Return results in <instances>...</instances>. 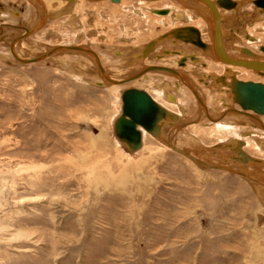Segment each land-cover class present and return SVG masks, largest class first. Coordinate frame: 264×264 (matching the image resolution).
Returning a JSON list of instances; mask_svg holds the SVG:
<instances>
[{
  "label": "rangeland",
  "instance_id": "1",
  "mask_svg": "<svg viewBox=\"0 0 264 264\" xmlns=\"http://www.w3.org/2000/svg\"><path fill=\"white\" fill-rule=\"evenodd\" d=\"M89 1L78 6L82 28L46 16L48 24L40 30L50 27L60 36L46 39L38 30L21 44L22 52L33 49L37 55L50 41H70L84 31L87 36L76 40H86L90 46H84L99 53L108 68L114 64L112 48L142 44L161 30V22L109 0ZM87 7H95L93 16ZM0 8L21 12L13 19L0 17L4 54L22 32L17 28L29 25L39 8L27 0H0ZM94 28L104 40L91 34ZM259 35L264 43V34ZM86 54L60 51L23 64L0 58V264H264V205L255 182L225 168H208L169 147L167 136L172 143L170 133L176 130L171 126L164 140L147 133L139 151L126 150L113 132L124 83L121 89L98 88L94 81L100 76L82 75V66L96 70L94 56ZM60 60L75 62L64 66ZM236 67L237 77L254 76L250 68ZM192 77L207 89L199 80L202 74L192 72ZM190 107L194 120L198 108L193 101ZM204 124L178 128L177 145L195 156H205L208 146L217 155L215 148L229 131ZM186 130L201 142L193 144ZM225 144L218 157L212 156L213 164L251 167L233 162ZM247 144L248 153L258 154L250 139Z\"/></svg>",
  "mask_w": 264,
  "mask_h": 264
},
{
  "label": "flooded vegetation",
  "instance_id": "2",
  "mask_svg": "<svg viewBox=\"0 0 264 264\" xmlns=\"http://www.w3.org/2000/svg\"><path fill=\"white\" fill-rule=\"evenodd\" d=\"M27 1L29 3H31L32 6L38 4L41 8V11H38L35 14V16L32 17L30 24L29 25L26 24L27 28L28 27L31 28V27H34V25H36L37 22H39L41 20V17H43L44 7L42 5H40L35 0H27ZM93 1H95V2H92V3H98L102 0H93ZM109 1L114 3V6L117 4L120 5L128 13L133 11L137 15H140V16L145 15L146 17L153 18V20L159 21L162 24V27H161V30L159 31V33L154 35L152 38L147 39L142 44H138L136 46H133L130 44H120V45H117V47L112 48V53L115 55V56H113L114 57L113 66L107 68V66H104L101 63L102 61L100 58V61H101V62L99 61L100 65L102 67H104V69H106V71H108L112 74H115V78H119L121 76H124L122 78L131 77V78H128V79L122 81L125 83L128 81V84H124V87L119 85V86H114L113 88L119 87L121 89L122 87L125 88L128 86H135V87H139V88H144L150 93V95H152V97L154 99L159 101L165 107H168V105L165 102L168 100V94L171 93L172 96L175 97L176 101L171 102L173 104H170L171 105L170 108H172V109H174L175 107H176L175 109L178 108L177 113L183 115L181 112V109H182L184 112H186L188 114L187 115L188 117L186 118V120L187 121L189 120L190 122L193 121L192 120L193 117H191V115L189 114V112L191 111L190 102L193 101V104H195V107L197 106V108H198L197 115L201 112V111H199V106H200V109L203 107H207L208 113L212 117V119L219 118V120H218V122L213 123L212 121L209 120L210 118H208V115L203 112L202 113L203 114L202 119L200 120L201 124L207 123V125H210V127L207 126V127H209V129L213 128L214 126L219 125V126L223 127L226 131H229L228 133L230 134V136L226 135L222 141L240 138L241 140L244 141L245 145L247 144V142H248L247 145H249V139H250L252 147L255 148V150L258 153L254 156L264 159V149L258 143V140L264 142V113H257L250 108H246V109L242 108L236 100H234V99L232 100V97L230 95L231 93L229 92V84H226V83L230 82L232 75L237 77L238 69L236 66L239 63L229 65L224 60H218L215 63L210 62L216 58V56L214 55V53L216 54L215 49L213 48L214 53H211L212 59H209V58H207V55L204 53L205 50L203 47L196 44L191 39H188L190 37L192 39H194L195 35H196V33L194 31H192L190 27H195L197 30H199L197 27V26H199L201 29V32H202L203 39L201 38L200 35H199V37L201 38L202 41H204L205 43H207L209 45V48L207 49V51L211 48L212 37L209 38L210 42H208L206 40V38H208L209 34H210V31L207 28L208 26L206 24H204L201 20L197 19V16L199 14L197 12L202 11V12L206 13V11L207 12L209 11V8L206 6V3L202 0H137L138 4H135L133 2V0H109ZM211 1L214 4H216L217 6L222 7L219 9V11H220L222 19H223V22H221V24L223 25V45H224L225 50L228 52V54H230L234 57H240L241 59L251 60V58L248 57L246 53H243L246 51H244L242 49H241L242 51H240L239 49H234L233 46L229 43L228 38H227L228 35L230 37L231 34L235 32L234 33L235 38H237V39L234 40L233 45H235L237 47L249 49L250 51H252L256 55L255 58H257L258 56H264V43H262L260 41L261 35H259V34H264V23H262L264 20L263 21L259 20L258 21L259 23H255L254 25H250L248 22H247V24L242 23L244 26L246 25L245 28H246V32H247V34H245V37H244L243 36L244 34L236 33V31H233V32L230 31L228 26L233 24L235 12L232 11V9L225 10V8H228V7H232V6L236 7L237 2H239V1H237V0H228V1L227 0H221L223 2V4H221V5H219L216 2V0H211ZM44 2H45L46 7H47V18H48V20H49V18H57V19H60L62 22L63 21L67 22L70 19L71 15H69V17H67L66 19L62 18L63 16L55 17V14L57 13L58 10H61L64 7L68 6L69 3L67 0H52V2L44 0ZM84 2L86 3V2H90V1L89 0H77L74 7H73V14H76L79 17V19H80V16H79L80 12L78 10V6L83 4ZM256 2H259V3H257L258 6L264 8V0H249V2H247L246 4H247V6H250V5H254ZM45 4L43 3L44 6H45ZM162 9H165V11H162ZM95 10H96L95 7H87L86 12L88 15L93 16L95 14ZM245 11H246V9L244 8L243 12H245ZM255 12H259V11L256 10ZM251 13L254 15V17H257L255 15L253 9H251ZM20 14H21V12H20V9H18V8H9V9H5V10H3V8H0V17H2V18L3 17L4 18L9 17V18L13 19V17H15V18L20 17ZM101 14L104 17L107 16V14L103 10H101ZM209 14L210 15H208V14L207 15L209 16V20H208L209 22L208 23L210 26L211 24L213 25L212 11H210ZM225 17H227V19L225 21L228 22V26H225V24H224ZM47 18H45L43 22L41 21L40 25L37 26V28L34 29L29 34H31V33L33 34V32L35 33V31H38L39 29L43 28L46 24H48ZM193 20H196V21H193ZM5 21H7V20L5 19ZM193 24H198V25L196 26ZM248 25L252 26L251 30H249L247 28ZM187 26H189V28H186ZM8 27H11V26H8ZM48 28L43 30V31L40 30L37 33V34H39L38 36L44 35V37L46 39H50V37H53V36H60L57 31L52 30L50 27H48ZM179 28L182 29L181 32H182L183 37L176 36L174 34H169L168 36H165L167 39H165V37H164L161 39V41H163V40H170V41H165L163 44H161L162 42H159L157 44L154 52H152L150 54L148 60H146L145 62L144 61L140 62L141 60L139 61V59H136L137 66L140 64L137 69L134 68V70H133L132 68H130L128 70H124V68H122V66L124 67V64H125L124 61H127L129 58H132L133 55L135 56L136 52L139 51V53H140V51L144 47V45H146V43H148L150 40L158 37L159 35H161L163 33H166L168 31L170 32L171 30L179 29ZM17 29H20L22 32L24 31L21 28H17ZM121 29L124 30V28H121ZM79 31H81V30H79ZM82 32H84V31H82ZM211 32H213V28H212ZM261 32H263V33H261ZM77 33H78V31L75 32V34H74L75 38H73L70 41H65V40H63V38L61 39L60 42L50 41L51 43L49 42L46 44L48 46L50 45L48 48H43L39 52H37V51L36 52H37V54L43 53V52L49 50L50 48L54 47L55 44L64 45V46H73V45H77V46H81V45L87 46L88 45V46H90L89 44H87L86 40H82L83 42L77 41L76 40V38L78 37ZM91 34H94L95 36L100 37L101 30L98 32L94 28L92 30ZM106 35H107V32H106L105 36ZM79 36H80V34H79ZM85 36H87L86 33H85ZM243 37L246 40H244ZM127 38H128V40H130L129 37H124V39H127ZM32 39H33V35L30 37L27 34V36H25L24 38L19 40V42L16 45V54L19 57L29 58L32 56L31 52H34L33 49L26 50V52H22L23 50L21 48V44L23 42H25L26 40L30 41ZM102 40H104V39H102ZM156 40H158V39H156ZM179 40H181V41L183 40V41L190 42V43L192 42L191 44H195L196 46H199L201 49H199L197 47H193L187 43H181L180 48L189 54L180 53V49L178 48V46L176 48L174 46H172V48H175V50L167 49L168 47H171V45L169 43H171L173 45L176 44V43H172L171 41L175 42V41H179ZM105 44H107V43L105 42L104 45ZM124 45H127V46H124ZM35 46H36V44H35ZM153 46H155V42L152 45H150V47L147 49L145 54L139 56V53H138L137 57L142 58V59H146L148 54L153 49ZM163 49H166L165 52L167 55H172V56L157 60L156 58H158V55H159L158 53H160ZM121 51H123V52H121ZM194 53L197 54L198 56L195 55ZM82 54L86 55L85 52H82ZM98 55H99V53H98ZM173 55H178V56H173ZM96 56H97V54H96ZM187 56L190 58V60H193V61L200 60L199 56L203 57L204 58L203 61L206 63L207 66L202 67V66H204L203 61H201L202 65L201 64H192V65L188 64V66L184 68V71L188 72V74H187L186 72H184L180 68H178V66H180V67L184 66L185 61L187 59ZM2 57L7 58L10 61H15V62L21 64L20 61L15 57V54L12 52V50H10V47L4 51V54H0V58H2ZM99 57H100V55H99ZM51 58H54V56H50V57L46 58V60L51 59ZM159 58H162V57H159ZM216 59H219V58H216ZM132 60H134V59L132 58ZM68 61H70L71 64H73L75 62V61L73 62L71 60H67V62ZM79 61L80 62L81 61L86 62L87 60L79 58ZM92 61H94L93 58H92ZM60 62L64 66H68L70 64L69 62H68L69 63L68 64L67 62H62L61 60H60ZM215 65L219 68L222 67V69L219 71V69L213 68L212 66H215ZM232 65H236V66H232ZM79 66L81 67L82 65L79 63ZM118 66H120V67L115 69V67H118ZM94 67H96V66L93 64V68ZM248 67L251 68L252 66H248ZM81 68H83V71H82L83 74L82 75L85 74L88 76H100V74H99L100 71L95 70V72H94V71H92L93 70L92 67H89V68L81 67ZM90 68L92 69L91 70L92 72L89 71ZM97 68L99 69V66ZM243 69H247V67H243ZM190 71H192L194 73L196 72L199 74H204V73H213L214 74V75H212L213 79L207 80V83L204 82L205 85H207V89L205 91L203 88V84L198 83L197 79L193 78L190 75V73H189ZM250 71L254 75L252 77V80L264 82V74L260 75L259 73L253 71L252 69H250ZM250 71H249V73H250ZM206 76L208 79L209 78L208 74H206ZM181 78H183L184 80H182ZM237 78L243 79L240 76H238ZM248 79H250V78H248ZM82 80H88V79H82ZM132 80H134V82H132ZM199 80L201 82L203 80L202 77L199 78ZM244 80H246V79H244ZM88 81L91 82V80H88ZM97 82L101 83L103 81L100 79ZM97 82L94 81V83H97ZM131 82L134 84H132ZM135 82H137V83H135ZM176 82H177V85H176ZM189 85H192L193 87H195L197 89L200 96L206 102L205 106H204V104H205L204 101H203V106L200 105L199 101L196 99V97L193 95V93L189 90V89H191V87ZM212 86L213 87L215 86V88L218 87L219 89H215L217 91H212V89H213ZM223 87H226V88H223ZM98 88L102 89L101 87H98ZM113 88L109 87V88H105V89H113ZM153 92H155L156 93L155 96L160 98V99L156 98L153 95ZM207 95L211 96L209 98L212 101L214 100V104L209 105V103L207 101ZM240 108H242L243 110L252 111L254 114L258 115L257 116L258 118L254 117V116L252 117L250 115H247L246 113L238 112L235 110V109H240ZM223 112H225V114H223ZM197 115L195 116L194 120L198 119ZM229 116H233V117L229 118ZM204 118H207L206 119L207 122H205V120H203ZM191 126H194V124L190 125V127ZM202 127L204 128L205 126H202ZM169 128L172 129V126ZM186 131L189 132L190 130H186ZM245 134H247V135L245 136ZM146 135L147 134L145 133L144 139H145ZM256 139H257V141H256ZM235 141L236 140H234V142L233 141H231V142H233V144H234ZM227 142L228 141H226V143ZM215 144H217V143H215ZM245 145H243V146H244V149L246 150ZM227 154L229 155L230 152H228ZM230 159H232L233 162L236 161V159L232 158V156ZM228 160H229V156L227 159H225L223 161L228 162ZM238 163H240V165L243 164L241 162H238Z\"/></svg>",
  "mask_w": 264,
  "mask_h": 264
},
{
  "label": "water",
  "instance_id": "3",
  "mask_svg": "<svg viewBox=\"0 0 264 264\" xmlns=\"http://www.w3.org/2000/svg\"><path fill=\"white\" fill-rule=\"evenodd\" d=\"M38 1L43 5L42 0H38ZM216 2L219 5L223 4L221 0H216ZM40 22L41 20L38 22L37 26L40 25ZM36 28L37 27L25 28L23 33L17 36L15 35L11 39V42L9 43L10 50L13 51L14 44L19 38V36H21L22 34H23L22 36L27 35ZM186 28H189V26H187ZM190 28L192 31L196 33V35L194 39H192L191 37L188 39H191L193 42H195L196 44L200 45L205 50H207L209 48V45L201 40V38L199 37V31L195 27H190ZM181 31H182L181 28L174 29L171 30L170 32L168 31L150 40L141 49L139 56L145 54L147 49L150 47V45H152L156 41V39H162L165 36H168L169 34H174L176 36L183 37ZM1 32L2 31L0 30V34ZM216 43L217 45L221 44L219 41L214 42L212 38V46L214 49H216L217 47ZM220 46H218V50ZM81 49L84 50L87 48H81ZM241 49L246 52L253 53L247 48H241ZM52 52H53L52 50L49 51L47 50L42 54L31 58L17 57V59L21 60L22 62H35L37 60L44 58L46 55ZM93 55L95 56L96 54ZM222 57L224 58V61L228 59H232L234 62L236 61L235 63H243L245 65L252 66L259 73L264 74V70L261 71L260 69L261 67L259 65L255 66L254 64H249L250 61L228 57V55L224 54V52L222 53ZM128 78L131 77L122 78L119 80V82H122ZM226 84H229V89L232 99L236 100L242 108L245 109L250 108L257 113H264V83L263 82L254 81L252 79L244 80L232 75L230 82ZM181 119L182 117L180 116L179 113L165 107L159 101L154 99L146 89L135 86H128L122 88L120 91V112L113 121V132L116 138L124 145V148L126 150L135 151L138 150L143 144V139H142L143 131H146L147 133L151 134L157 140H164L167 126L169 125L175 126L174 129H178L190 122V121L180 122ZM235 140L236 141L233 145L231 142L226 143L224 145L225 148H227L231 152V154H233L231 155L232 158L238 160L243 164H248L251 167L249 168L244 166V167L234 168L220 164L216 165L215 167L225 168L227 170H230L231 172L238 173L243 177L254 181L255 183L264 185V159L253 156L252 154L248 153L243 148L242 140L240 139H235ZM170 146L175 148L172 145ZM175 150H178L183 154H189L190 158L197 160L194 155L190 153H186L182 149L175 148ZM258 171L259 173H257Z\"/></svg>",
  "mask_w": 264,
  "mask_h": 264
},
{
  "label": "bare ground",
  "instance_id": "4",
  "mask_svg": "<svg viewBox=\"0 0 264 264\" xmlns=\"http://www.w3.org/2000/svg\"><path fill=\"white\" fill-rule=\"evenodd\" d=\"M35 1H37L40 5H42L38 0H35ZM43 1V3L45 4V2H44V0H42ZM68 1V6H66V7H64L63 9H61V10H58L57 11V13L55 14V17H61V16H63V15H71V17H70V19L67 21V22H70L74 27H80L81 26V24H80V22H79V17L76 15V14H73V7H74V5H75V3H76V1L77 0H67ZM202 1H204L205 3H206V6L208 7V8H210L211 10H212V12H213V15H214V20H213V39H214V42H217V41H219L220 43H222V45L221 44H219V45H217V43H216V49H215V52H216V54L213 52L214 50H212V53H214V55L217 57V58H219L218 60H224V58L222 57V53L224 52V54H226V55H228V57H231V58H238V59H241L240 57H234V56H232V55H230V54H228V52L225 50V48H224V45H223V25L221 24V22H223V19H222V16H221V13L219 12V8H222V7H219V6H217L216 4H214L212 1H209V0H202ZM120 2V1H119ZM37 4V3H36ZM237 5H238V3H237ZM37 6H38V8H39V11H41V8H40V6L37 4ZM43 7H44V14H43V17H41V21L43 22L44 21V19L46 18V16H47V7H46V4H45V6L44 5H42ZM234 6H232V7H228V8H226V9H229V8H233ZM237 7V6H236ZM236 7H234V8H236ZM162 11H165V9H162ZM257 11H260V12H263V10H257ZM163 13V12H162ZM240 17H238V19H239ZM227 19V17H225V19H224V24H225V26H228V22H226L225 20ZM236 20V17H234V19H233V24L232 25H230V27H228L229 29H230V31L231 32H233V31H235V30H233L232 28H231V26L233 27V28H240L241 26L240 25H243L242 23H241V20L239 21V20ZM8 23H6V25H7ZM8 25H10V26H12V24H8ZM37 25H38V22H37V24H36V26L34 25V27H37ZM14 26V25H13ZM14 27H17V26H14ZM18 28H21V29H25V28H27L26 26H24V25H20ZM29 28V27H28ZM32 28V27H31ZM24 32V31H23ZM23 32H21V33H23ZM36 32V31H35ZM163 32V31H162ZM21 33H18L17 35H19V34H21ZM34 33V32H33ZM238 33V32H237ZM239 33H241V34H244V32H239ZM32 34V33H31ZM31 34H28V35H31ZM23 35V34H22ZM19 36V38L17 39V41L15 42V44H14V47H13V53L15 54V57L17 58V57H19L17 54H16V45H17V43L19 42V40H21L22 38H24L25 36H27V35H24V36ZM84 36L81 34L80 36L78 35V39L79 38H83ZM221 45V46H220ZM218 46H220V48H219V50H218ZM138 47V46H137ZM81 48H87V49H81ZM49 50H52L53 52L52 53H50V54H48V55H46L44 58H42V59H46V58H48V57H50V56H54V54H56V53H58V52H60V51H68V50H73V51H82V52H85V54L86 53H90V54H97V52L96 51H94L93 49H91V48H89V47H84V46H77V45H73V46H64V45H57V46H54V47H52V48H50ZM48 50V51H49ZM207 51V50H206ZM221 51V52H220ZM242 51V50H241ZM121 52H123V51H121ZM31 53H33V52H31ZM119 53V52H118ZM243 53H246L247 54V56L248 57H250L251 58V60H249V59H243V60H247V61H250V63L249 64H254L255 66L256 65H259L261 68V71L262 70H264L263 68H264V56H258L257 58H255V54L254 53H249V52H243ZM40 54H42V53H40ZM40 54H37V55H40ZM121 54V53H120ZM37 55H34V56H37ZM86 55H88V54H86ZM213 55V54H212ZM33 55L31 56V57H34ZM94 56V55H93ZM224 56V55H223ZM31 57H29V58H31ZM87 57V56H86ZM133 57H134V55H133ZM93 58V57H92ZM94 58H95V60H96V62H97V64H94L95 66H96V70H98V71H100V77L102 78H100L103 82H97V83H95L98 87H101V88H109V87H112V86H119L120 84L119 83H124L125 84V82H119V80L120 79H118V78H115V74H112V73H110V72H108V71H106L105 69H104V67H102L100 64H99V61H100V57H99V55L97 54V57H96V55L94 56ZM93 58V59H94ZM99 59V60H98ZM19 60V59H18ZM135 60H136V58H135ZM20 61V63H29V62H22L21 60H19ZM226 62H227V64H229V65H231V64H235V62L232 60V59H228V60H225ZM101 62V61H100ZM133 63H135V61L133 60L132 61ZM85 65V64H84ZM100 66L99 67V69L97 68L98 66ZM232 66H236V65H232ZM237 66H244V67H247V68H250V67H248V65H245V64H243V63H239V64H237ZM83 67V66H82ZM86 67V66H85ZM84 67V68H85ZM197 68V67H196ZM250 69H252L253 71H255V72H258L255 68H250ZM149 70V69H148ZM174 70V69H173ZM175 71V70H174ZM104 73V74H103ZM259 73V72H258ZM78 74V73H77ZM76 74V75H77ZM260 75H261V73H259ZM101 75H103V77L101 76ZM96 78H98V77H96ZM182 80H184L183 78H181ZM113 80H114V82H113ZM88 81V80H87ZM90 82V81H89ZM128 82V81H127ZM264 83V82H263ZM108 85V86H107ZM123 85V84H122ZM190 87H191V89H189L192 93H193V95L196 97V99L199 101V103H200V105L201 106H203V98L200 96V94L198 93V91H197V89L195 88V87H193L192 85H189ZM170 98L172 99V100H174L173 98L174 97H172V95H170ZM233 100V99H232ZM234 102V101H233ZM204 106H205V104H204ZM236 111H238V112H243V113H246L247 115H250V116H254V117H256V118H258L257 116L258 115H256V114H254L252 111H249V110H243L242 108H240V109H235ZM200 113L197 115L198 116V119L196 120V121H200L201 119H202V113L204 112L205 114H207L208 115V118H210L209 120L210 121H212L213 123H216V122H218V120L219 119H212V117L209 115V113H208V109H207V107H203V108H201L200 109ZM181 112H182V114L183 115H188L186 112H184L182 109H181ZM185 121V120H184ZM189 121V120H188ZM180 122H183V119H181L180 120ZM192 122V121H191ZM188 124V123H187ZM192 124H194V123H192ZM191 124V125H192ZM170 126V125H169ZM169 126H167V127H169ZM186 126V125H185ZM190 126V125H189ZM205 126H210V125H205ZM172 127H174V126H172ZM188 127V126H187ZM172 129H174V128H172ZM170 130V129H169ZM175 131L176 130H173V131H171V133H170V131H169V133H170V135H172L173 137H172V143L174 144H172L171 142H170V138H169V136H167V138H168V141H166L167 142V144H169V147H170V145H172V146H174L175 148H178V149H182L184 152H186V153H188L185 149H187V147H179L178 145H177V142H176V140L174 139V133H175ZM147 134V132L146 131H143V136H142V139H143V144H144V134ZM183 133H185V135L187 136V137H192V135H191V133L190 132H183ZM169 135V134H168ZM146 137V136H145ZM118 140V139H117ZM230 140V139H229ZM229 140H225V141H220L219 143H220V146H217L215 149L217 150V155H213V154H211L210 153V150H211V147H205V150H207L206 152H204V151H202L204 154H205V156H202L201 154L202 153H200V155H196V156H198V157H196L195 155V157H196V159L197 160H194V161H196V162H198V163H201V164H208L207 165V167L208 168H215V169H222V168H220V167H215L216 165H219V164H213L214 163V161L213 160H211V158H212V156H214V157H218V154L220 153V151L222 150V148H220V147H223V144L224 143H226V141H229ZM191 141H192V143L193 144H197V143H200L201 141H199L196 137H192V139H191ZM256 141H257V139H256ZM243 142V141H242ZM180 143V142H179ZM258 143L260 144V146H262V148L264 149V142H262V141H260V140H258ZM142 144V146H144ZM164 144V143H163ZM195 144V145H196ZM222 145V146H221ZM243 145H244V142H243ZM142 146L140 147V149L142 148ZM171 148H173V147H171ZM175 148H173L174 150H175ZM140 149H138L137 151H139ZM189 149V148H188ZM198 150V149H197ZM137 151H130L131 153H135V152H137ZM179 152V151H178ZM194 152V151H193ZM182 153V152H181ZM191 154V153H190ZM189 155V154H188ZM188 157V156H187ZM190 157V156H189ZM213 157V158H214ZM212 158V159H213ZM229 161V160H228ZM227 164H229V163H226V165L225 166H228ZM220 165H224V164H220ZM234 168H237V167H234ZM256 169V168H255ZM254 169V170H255ZM259 173V172H258ZM241 176V175H240ZM242 178H244L243 176H242ZM245 180V179H244ZM250 181V180H249ZM254 187H255V189H256V191H257V193H258V196L259 197H261L262 198V200L263 201H261V202H263V205H264V185L263 184H255L254 183Z\"/></svg>",
  "mask_w": 264,
  "mask_h": 264
},
{
  "label": "crops",
  "instance_id": "5",
  "mask_svg": "<svg viewBox=\"0 0 264 264\" xmlns=\"http://www.w3.org/2000/svg\"><path fill=\"white\" fill-rule=\"evenodd\" d=\"M237 1H239V2H237L238 3V5H237V7L236 8H229V9H226L225 8V10H230V9H232V11H234L235 13H234V15H235V17H236V20L238 19V17H240L238 20L240 21L241 20V23H244V24H247V22L249 23H255V22H258L259 20L260 21H262V20H264V8H262V7H260V6H258V4L257 3H259V2H256L254 5H250V6H247V2H249V0H237ZM250 4V3H249ZM247 6V7H246ZM246 9V11L245 12H243V9ZM220 9V8H219ZM224 9V8H223ZM251 9H253V11H254V13H255V15L257 16V17H254V15L251 13ZM263 10V12H255L256 10ZM206 11V10H205ZM210 11H212L210 8H209V11L207 12L206 11V13H204V12H202V11H200V12H197V13H199L198 14V16H197V19L198 20H201L204 24H206L208 27V30L210 31V34H209V37L208 38H206V40L208 41V42H210V40H209V38H213V32H211L212 31V28H213V25L211 24L210 26H209V16L208 15H210L209 13H210ZM220 12V11H219ZM40 13V12H39ZM208 14V15H207ZM212 17H213V20H214V15H213V12H212ZM196 19V20H197ZM79 20V22H80V24H81V26L80 27H74L70 22V25L71 26H73L75 29H80V28H82V26H83V24H82V21L80 20V19H78ZM196 20H193V21H196ZM253 21V22H252ZM214 24V23H213ZM1 25H4V23H2ZM193 25H198V24H193ZM241 27L240 28H233L232 26H231V28L233 29V30H235L236 31V33L237 32H244V34H247V32H246V28H245V26L244 25H240ZM198 27V31H199V35L201 36V38L203 39V37H202V32H201V29H200V27L199 26H197ZM228 27H230V26H228ZM40 30V29H39ZM37 32V31H36ZM235 33V32H234ZM234 33H232L231 34V36H232V39L231 40H229V38H228V41H229V43L233 46V48L234 49H239L240 51H241V47H237V46H235V45H233V43H234V40H236L237 38H235V34ZM34 34V33H33ZM78 35L80 34H82L84 37H86L85 36V33L84 32H78L77 33ZM234 34V35H233ZM32 35V34H31ZM83 37V38H84ZM82 38V39H83ZM78 39V38H77ZM165 39H167L166 37H165ZM214 40V39H213ZM165 41H170V40H163V41H161V39H158V40H156L155 41V46H153V49L151 50V52L148 54V56H147V58L146 59H142V58H138L137 57V54L139 53V51L138 52H136V55L134 56V57H132L133 59H134V61H135V63H133L132 61V58H129L127 61H124L125 62V64H124V66L126 67H128L127 69H124V70H128V69H130V68H132L133 70H134V68L135 69H137L138 68V66L140 65H138L137 66V64H136V60H135V58L136 59H139V61L140 62H145L146 60H148V58H149V56H150V54L152 53V52H154V50H155V48H156V46H157V44L159 43V42H162L161 44H163ZM172 43H176V44H171V47H168L167 49H169V50H175V48L178 46V48L180 49V53H186V54H189V53H187V52H185L184 50H182L181 48H180V44L181 43H187V44H189V45H191V46H193V47H197V48H199V49H201L199 46H196L195 44H191L190 42H186V41H181V40H179V41H175V42H173V41H171ZM125 46V45H124ZM172 46H174L175 48H172ZM212 48V49H211ZM211 48L208 50V51H206L205 49V51H204V53L207 55V58H209V59H212V57H211V53H212V50H213V47H212V45H211ZM165 50L166 49H163L160 53H158L157 55H158V58H156L157 60H160V59H163V58H166V57H170V56H172V55H167L166 54V52H165ZM150 51V50H149ZM203 51V50H202ZM129 53V52H128ZM98 54V53H97ZM195 54V53H194ZM195 55H197V54H195ZM217 55V54H216ZM173 56H178V55H173ZM198 56V55H197ZM130 57V56H129ZM159 57H162V58H159ZM217 58V57H216ZM215 58V59H216ZM199 59L200 60H198V61H193V60H190V58L187 56V59H186V61H185V64H184V66H178V68H180L182 71H184V68L185 67H187L188 66V64L189 65H192V64H201L202 65V63H201V61H203L204 60V58L203 57H200L199 56ZM214 59V58H213ZM212 60V61H218V59H216V60ZM41 60V59H40ZM37 61H39V60H37ZM139 63V62H138ZM144 65V64H143ZM203 65L204 66H202V67H206L207 65H206V63L203 61ZM184 72H186V71H184ZM187 74H188V72H186ZM190 73V75L192 76V71H190L189 72ZM206 74H208V80H211V79H213L212 78V75H214L213 73H204V74H202V77H203V82H206L207 83V76H206ZM122 77H124V76H121V77H119L118 79H121ZM194 78V77H193ZM176 85H177V82H176ZM223 88H226V87H223ZM224 91V90H223ZM229 92H230V89H229ZM169 95H172L171 93H169L168 94V100L170 101V102H173V101H176V99H175V97H174V100H172L171 98H170V96ZM173 97V96H172ZM225 107V106H224ZM167 108H169V107H167ZM226 108V107H225ZM170 109V108H169ZM171 110H173V111H176V110H174V109H172L171 108ZM177 112V111H176ZM189 114H190V112H189ZM223 114H225V112H223ZM180 116L183 118V115H181L180 114ZM187 116V115H186ZM188 117V116H187ZM230 118L231 117H233V116H229ZM216 119H219V118H216ZM194 122H196V120H193L192 122H189L188 124L189 125H191L192 123H194ZM204 125H206V124H204ZM177 130V129H176ZM247 134H245V136H246ZM184 136V135H183ZM234 140L235 139H230L228 142H231V141H233L234 142ZM241 140V139H240ZM243 141V140H242ZM227 142V143H228ZM233 142H231L232 143V145H233ZM244 142V141H243ZM144 145V144H143ZM214 145V144H213ZM244 145H245V143H244ZM143 147V146H142ZM206 147V146H205ZM208 147V146H207ZM243 148H244V146H243ZM204 151H207V150H205L204 149ZM237 161V160H236Z\"/></svg>",
  "mask_w": 264,
  "mask_h": 264
}]
</instances>
